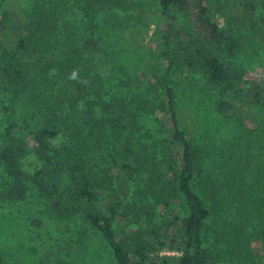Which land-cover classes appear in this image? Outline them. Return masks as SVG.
Here are the masks:
<instances>
[{
	"label": "trees",
	"instance_id": "1",
	"mask_svg": "<svg viewBox=\"0 0 264 264\" xmlns=\"http://www.w3.org/2000/svg\"><path fill=\"white\" fill-rule=\"evenodd\" d=\"M215 3L0 0V95L10 117L21 114L0 131V200L36 192L51 221L77 223L82 234L91 228L118 264H217L203 229L211 213L235 204L240 218L259 215L264 224V168L253 174L246 163L211 180L178 117L176 71L201 74L221 96L218 113L244 130L239 107L264 112V78L226 60L242 40L214 20ZM105 10L128 14L131 37L155 24L152 92L106 93L96 49Z\"/></svg>",
	"mask_w": 264,
	"mask_h": 264
},
{
	"label": "rangeland",
	"instance_id": "2",
	"mask_svg": "<svg viewBox=\"0 0 264 264\" xmlns=\"http://www.w3.org/2000/svg\"><path fill=\"white\" fill-rule=\"evenodd\" d=\"M147 4L149 9L154 7L152 1ZM212 14L221 27L233 29L242 40L240 51L226 60L243 69L250 79H263L264 0H216ZM127 15L105 10L97 20V59L105 90L109 94L149 93L153 90L150 74L158 61L156 47H149L148 39L156 26H150L147 36L137 32L131 37ZM75 24L87 33L81 17ZM171 79L180 124L202 150L205 176L222 181L225 174L241 170L246 163H252L253 174L257 167L264 168V112L239 107L236 114L254 131L244 130L233 119L218 113L221 96L201 74L176 71ZM0 99L4 102L0 103L3 132L8 120L20 122L21 114L16 112L10 117L4 109L7 98L0 95ZM31 162L29 170L35 164ZM5 178L0 168V183ZM237 206L211 213L202 233L203 247L218 254L217 264H264L262 217L253 216L247 222L240 218ZM79 230L77 223L51 221L45 201L34 191L24 201L0 200V251L5 264H118L100 234L88 227L83 233L86 235Z\"/></svg>",
	"mask_w": 264,
	"mask_h": 264
}]
</instances>
